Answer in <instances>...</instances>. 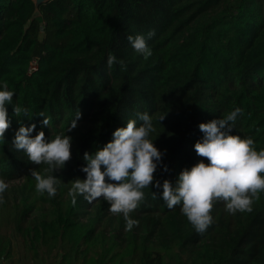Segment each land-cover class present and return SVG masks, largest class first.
<instances>
[{"label":"trees","instance_id":"trees-1","mask_svg":"<svg viewBox=\"0 0 264 264\" xmlns=\"http://www.w3.org/2000/svg\"><path fill=\"white\" fill-rule=\"evenodd\" d=\"M38 10L33 0H0V90L6 83L15 94L6 105L11 127L0 139V179L23 180L0 203V264L14 263L17 243L21 261L33 264H264V193L251 212L230 214L215 202L203 233L180 205L167 207L162 187L144 189L131 230L103 198L89 203L79 195L73 205L68 194L86 178L83 154L103 148L128 120L139 126L137 113L152 118L161 185L209 163L194 148L204 135L200 123L237 108L233 134L264 149V0H48ZM152 30L145 59L127 37ZM109 54L126 68L109 66ZM13 106L27 115L15 116ZM32 123V136L72 137L63 169L45 172L46 164L14 148L20 126ZM32 169L59 178L54 197L36 191Z\"/></svg>","mask_w":264,"mask_h":264},{"label":"clouds","instance_id":"clouds-1","mask_svg":"<svg viewBox=\"0 0 264 264\" xmlns=\"http://www.w3.org/2000/svg\"><path fill=\"white\" fill-rule=\"evenodd\" d=\"M154 35L152 30L147 36L130 35L127 39L137 53L148 59L152 50L147 40ZM116 62L126 68L122 60L117 61L114 55L109 54L108 65ZM14 95L5 83L0 90V139L5 140V133L11 127L6 105L12 104ZM13 111L17 117L22 111L27 115V110L18 106H13ZM240 112L241 109L237 108L223 118L200 123L199 129L204 135L194 148L196 154L209 163L202 159L191 169L182 170L175 183L165 179L162 185L154 177L163 153L150 139V134L155 131L152 118L146 112L137 113L138 120L142 122L139 126L136 119H130L125 127L113 132V140L103 148L83 154L86 165L81 170L86 173V178L74 180L68 193L72 204H76L79 195L89 203L103 198L110 205L111 213L123 215L126 230L138 226L139 222L131 214L144 202V189L149 187H162L160 197L167 207L172 209L180 205L182 213L198 233L205 232L213 223L211 211L215 202L223 201L230 214L251 212L254 201L264 193V149L257 151L252 138L233 134V125ZM166 114L159 120L162 121ZM39 116L44 117L42 125L49 127L50 119L43 112ZM80 118L81 112L78 111L67 132L77 127ZM35 129V123L21 125L13 141L14 148L25 152L33 164H46L45 172L63 169L72 159V137L57 135L49 141L42 130L32 136ZM164 169L167 170L166 165ZM31 175L38 193H47L49 197L57 194L60 180L56 175H42L36 169L31 170ZM8 187V183L0 179V203L4 202L3 194ZM152 195L155 198L156 191Z\"/></svg>","mask_w":264,"mask_h":264},{"label":"rangeland","instance_id":"rangeland-1","mask_svg":"<svg viewBox=\"0 0 264 264\" xmlns=\"http://www.w3.org/2000/svg\"><path fill=\"white\" fill-rule=\"evenodd\" d=\"M22 181H23L22 179H16V180L5 181V182L8 183L9 186H13V185L21 184ZM15 250H16V254L14 258V263L12 264H33L30 262H26L25 260L21 261V251H20V247L18 243L15 245Z\"/></svg>","mask_w":264,"mask_h":264},{"label":"water","instance_id":"water-1","mask_svg":"<svg viewBox=\"0 0 264 264\" xmlns=\"http://www.w3.org/2000/svg\"><path fill=\"white\" fill-rule=\"evenodd\" d=\"M33 1L35 3V6H36V12H35V14H39L38 8H39L40 4L43 3V2H46L48 0H33Z\"/></svg>","mask_w":264,"mask_h":264},{"label":"built area","instance_id":"built-area-1","mask_svg":"<svg viewBox=\"0 0 264 264\" xmlns=\"http://www.w3.org/2000/svg\"><path fill=\"white\" fill-rule=\"evenodd\" d=\"M36 67H37V60L34 59V60L31 62V64H30V68H29L30 72H31L32 70L36 69Z\"/></svg>","mask_w":264,"mask_h":264}]
</instances>
